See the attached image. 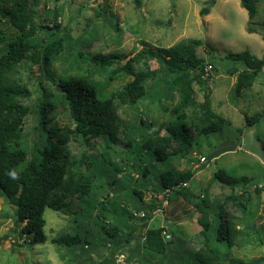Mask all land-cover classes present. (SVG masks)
Here are the masks:
<instances>
[{
  "label": "rangeland",
  "instance_id": "rangeland-1",
  "mask_svg": "<svg viewBox=\"0 0 264 264\" xmlns=\"http://www.w3.org/2000/svg\"><path fill=\"white\" fill-rule=\"evenodd\" d=\"M206 3L207 0H39L37 6L31 7L36 25L51 27L54 23L58 26L53 28L52 33L58 30L53 36L50 31H38L37 39L64 41L62 53L52 63L54 81L71 74H84L101 87L103 98L120 90L131 78L119 74L109 82L107 75L110 70L101 71L94 67L85 60V54L119 53L130 56L144 44L153 48H169L183 39L199 40L201 44L196 51L206 65L202 80L207 82V86L199 88L194 85V97L197 103H201L204 92L209 90L211 110L223 118L224 123L214 133L198 135L193 131L192 151L187 156H170L163 162L140 158L149 166V173L143 178L135 168L139 163L134 155L135 150L144 139L170 122L169 111L178 102V94L167 87L165 82L168 79L162 71L159 72L156 80L147 83L148 95L136 107L120 108L124 128L116 142L97 138L91 141L89 147H85L71 137L67 144L68 150L76 157L86 151L91 156L94 171H105L101 178L94 175L90 202L93 205L103 202L106 211L101 213L97 207L90 213L81 211L74 221L70 216L46 208L43 213L46 241L28 247L26 242L29 239L20 233V227L14 223L13 208L0 198V264H100L110 260L111 264H117L107 247L111 240L116 242L115 252L124 256L123 262L118 264H194L192 254L201 248L203 238L202 228L197 222L200 214L193 204H200L206 194L209 202L214 203L226 195L238 196L243 190L242 186L229 187L218 183L214 173L223 170L232 179L252 178L264 187V117L252 126L246 121L263 113L264 70L250 88L242 90L240 96L236 97L233 92L236 80L229 72L240 66L227 58L228 54L243 51L257 59L264 55V0H255L256 15L252 21H249L239 0H217L208 15L200 16L199 11ZM248 28L253 32L249 33ZM17 34L8 21L0 18V49L3 40ZM78 53L81 56L78 57ZM148 66L158 69L159 65L151 60ZM13 77L30 92V98L24 100L32 110V114L25 119L24 127L26 139L30 141L37 123L34 111L38 101L43 93L58 94V84L53 85L38 66L26 61L16 67ZM157 93L161 94V104L166 111L157 102L151 101L150 104V99ZM52 115V123L59 128L73 125L68 113L61 107ZM186 115L188 125L202 127L206 124L199 107L188 109ZM160 135L166 136L164 131ZM130 140L132 145L128 149L125 142ZM222 148L228 149L213 156L215 151ZM167 152L170 153V149ZM202 157L206 159L205 162L200 161ZM107 163H112L119 171H113L111 175L122 181V189L104 185V181L111 180L106 172ZM166 169L194 173L186 187L193 197L186 201L171 193L164 198L167 202L162 203V195L156 193L157 178ZM131 189L140 191L142 200L132 195ZM247 193L250 203L245 221L239 219L240 212L233 204L225 207L239 230L237 245L226 256L243 261L264 256V245L258 243L259 238L255 233L264 229V191L258 196L250 187ZM143 206L154 208L150 218L141 222L136 219L140 217L139 214L130 219L129 215ZM105 221L108 223L106 226L117 227L114 237H108L101 231L99 225ZM81 224L92 236L87 253L82 254L79 249L68 252L50 243L51 238L73 233ZM160 227L171 238L167 256L162 260L141 249V258L126 263V257H136L134 248L140 246L144 231ZM260 238H263V233ZM212 244L220 251H226L224 245L214 241Z\"/></svg>",
  "mask_w": 264,
  "mask_h": 264
},
{
  "label": "trees",
  "instance_id": "trees-1",
  "mask_svg": "<svg viewBox=\"0 0 264 264\" xmlns=\"http://www.w3.org/2000/svg\"><path fill=\"white\" fill-rule=\"evenodd\" d=\"M216 1L207 0L206 5L200 9L199 15H208ZM38 3L39 0H0V18L8 21L18 32L17 35L3 40L0 49V198L13 208L14 223L20 227V233L29 239L26 242L28 247L46 241L43 231L45 225L43 213L46 208L70 216L74 221L80 216L81 211L90 213L96 207L101 213L106 211L103 202L94 204L95 206L90 202L94 175L101 178L105 171H94L91 156L83 151L76 157L68 150L67 144L71 137L85 147H89L91 141L97 138L116 142L118 134L124 128L120 108L136 107L148 95L147 83L156 80L159 72L162 71L168 79L165 82L167 87L178 94V102L169 111L170 122L144 139L135 150L134 155L139 162L135 168H138L143 178L147 177L149 166H146L140 158L163 162L170 156H187L192 151L193 131L198 135L214 133L219 131L224 123L223 118L211 110L209 90L204 92L201 103H197L194 97V85H198L199 88L207 86V82L202 80L206 65L196 51L201 44L199 40L183 39L169 48H153L144 44L130 56L119 53L85 54V60L94 67L101 71L110 70L107 75L109 82L115 80L119 74L131 78L126 85L107 98L102 97L101 87L84 74H71L55 82L52 63L62 53L64 41L51 38L37 39L38 31H50L51 36L58 32L57 30L52 33L53 28L58 27L54 23L51 27L36 25L31 7L37 6ZM239 3L246 11L249 21H252L256 15L255 0H239ZM247 31L253 32L251 28ZM79 56L81 53H78ZM227 58L240 66L229 72L231 76L236 75L233 92L239 97L242 90L250 88L258 74L264 70V55L261 59H257L247 51H243L228 54ZM123 59H125L124 63L120 64ZM151 60L158 63V69L149 68L148 62ZM24 61L38 66L53 85L56 86L57 83L61 88V93H43L42 98L39 99L34 111L37 123L30 141L26 139L24 133L25 119L32 114L30 107L24 103V100L30 98V92L13 77L16 67ZM114 65L116 67L112 68ZM139 65H143L142 68L136 69L135 66ZM160 96L161 94L157 93L149 102L150 104L151 101L157 102L166 111L161 104ZM54 99L57 101L54 102ZM58 107L68 113L73 124L71 127L59 128L52 123V112ZM195 107L200 108L206 120V124L202 127L188 125L186 122V111ZM263 117L264 107L263 113L254 115L246 121L252 126ZM162 131L166 136L160 135ZM125 145L129 149L132 145L131 140L126 141ZM167 149H170V153ZM107 166L106 172L111 180L104 181V185L122 189V181L112 178L111 175L113 171H119L112 163H107ZM13 171L18 179L10 177L9 173ZM193 175L194 173L189 170L181 172L166 169L160 172L157 178V195H163L165 198L167 190L169 194L175 193L188 201L191 196L193 197V193L188 191L187 185L182 187V184H188ZM214 179L225 186H242L243 190L238 196L226 195L214 203L209 202L206 194L200 204H193L200 214L197 222L202 228L203 238L201 248L192 254L193 263L264 264V256L248 261L226 256L237 245L239 230L236 228L234 218L225 210L226 205L233 204L240 212L239 219L245 221L250 203L247 190L253 187L254 192L259 196L264 191V187L252 178L232 179L223 170H217ZM131 194L142 200L143 194L140 191L131 189ZM149 207L136 208V212L129 215L130 219L140 213L143 216L136 219L141 222L149 219L151 212L155 211L153 207ZM105 224L108 225L107 221L99 225L101 231L108 237H114L117 227L110 228ZM82 225L77 226L73 233H63L51 238L50 243L68 252L79 249L82 254L87 253L86 249L91 244L92 236ZM164 232L166 231L162 227L146 229L141 236L140 246L134 248L136 257L130 256L129 259L126 257V263L141 258L142 250L163 260L168 254L171 243V238L166 239ZM255 233L259 238L258 243L264 245V229ZM261 233H263L262 239ZM213 241L224 245L226 251L222 252L217 246H213ZM111 244L108 243L107 247L115 260L118 254L115 252L116 242L111 240ZM111 262V260L103 261L100 264H111ZM86 264L90 263L86 262Z\"/></svg>",
  "mask_w": 264,
  "mask_h": 264
},
{
  "label": "built area",
  "instance_id": "built-area-1",
  "mask_svg": "<svg viewBox=\"0 0 264 264\" xmlns=\"http://www.w3.org/2000/svg\"><path fill=\"white\" fill-rule=\"evenodd\" d=\"M205 158H200V161L201 162H205ZM187 184H182V187H185ZM169 191H165V195L164 196H168V195H170L169 193H168ZM162 200V203H165V202H167V200L166 199H164V197H163V195H162V198H161ZM137 215H139V214H137ZM143 216V214L142 213H140V217H142ZM164 235H165V238L166 239H169L170 238V234L168 233V232H164L163 233ZM123 260H124V256L122 255V254H117L116 256H115V261L117 262V264L118 263H122L123 262Z\"/></svg>",
  "mask_w": 264,
  "mask_h": 264
},
{
  "label": "crops",
  "instance_id": "crops-1",
  "mask_svg": "<svg viewBox=\"0 0 264 264\" xmlns=\"http://www.w3.org/2000/svg\"><path fill=\"white\" fill-rule=\"evenodd\" d=\"M234 77H235V80H236V75H233ZM228 149V148H227ZM226 148H222L220 151L219 150H217V151H215L214 153H213V156H217L219 153H222V152H224V151H226L227 150Z\"/></svg>",
  "mask_w": 264,
  "mask_h": 264
},
{
  "label": "clouds",
  "instance_id": "clouds-1",
  "mask_svg": "<svg viewBox=\"0 0 264 264\" xmlns=\"http://www.w3.org/2000/svg\"><path fill=\"white\" fill-rule=\"evenodd\" d=\"M9 175H10V177L12 178V179H18V176H17V174L13 171V172H11V173H9Z\"/></svg>",
  "mask_w": 264,
  "mask_h": 264
},
{
  "label": "water",
  "instance_id": "water-1",
  "mask_svg": "<svg viewBox=\"0 0 264 264\" xmlns=\"http://www.w3.org/2000/svg\"><path fill=\"white\" fill-rule=\"evenodd\" d=\"M56 91L59 92V93H61V88L58 87V86H56Z\"/></svg>",
  "mask_w": 264,
  "mask_h": 264
}]
</instances>
